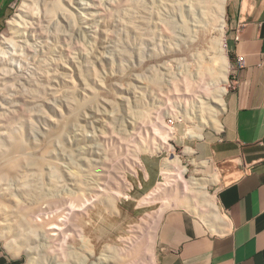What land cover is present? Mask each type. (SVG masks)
<instances>
[{
  "label": "rangeland",
  "instance_id": "obj_1",
  "mask_svg": "<svg viewBox=\"0 0 264 264\" xmlns=\"http://www.w3.org/2000/svg\"><path fill=\"white\" fill-rule=\"evenodd\" d=\"M45 1L50 4L53 0ZM215 3L216 0H62L61 8L50 15L31 10L21 13L22 0H17L9 20L17 16L21 23L17 22L15 30H10L8 23L0 30V144L8 146L11 139L6 120L10 111L19 115V110L24 109L26 113L22 118V143L32 157H38L35 144H46L45 140L56 133L48 141L53 167L43 169V187L37 189V194L56 199L55 204L75 205L59 219L83 228L84 250L97 256L102 253L108 264L122 248L126 264H157L156 231L166 212L185 210L202 220L209 214L196 199L189 201L194 194L184 189L179 178L161 173V164L174 154L186 170L182 180L208 178L214 173L221 180L220 171L208 156L204 157L210 146L205 140L211 139L216 130L199 122L202 115L208 117L210 113L199 108V101L212 98L223 86L227 89L229 82V0L222 5L224 24L214 10ZM203 4L210 7L208 14L204 15ZM5 38L11 39V44L3 48ZM218 40L228 62L225 85L206 76ZM201 73L204 79L198 77ZM22 93L37 97L35 104L26 105L16 98ZM188 130L202 139L190 138ZM188 148L192 154L186 153ZM8 157L13 159L10 154ZM144 160L159 164L160 175L156 174L152 181L144 180ZM191 161H206L207 166H195ZM3 163L0 158V243L23 264H29L31 258L37 259L36 264H54L46 258H53L56 250H52L56 248L49 247L50 254L42 255L46 245H54L44 235L48 233L45 226L32 223L25 231L16 227L15 211L29 208L33 200L22 188L24 179L29 178L33 184L38 179L33 167L27 170L26 178L21 164L6 175ZM90 165L94 176L87 174ZM50 171L57 174L55 185L48 180ZM94 178L95 185L88 182ZM231 178L226 173L220 185ZM73 182L79 183L78 190ZM218 186L209 184L208 192L213 195ZM98 188L103 193L95 190ZM106 197L113 198V207L108 199L103 201ZM79 204L94 210L81 213L75 210ZM77 214L79 218H75ZM74 237L78 244V236ZM133 237L144 248L152 241L136 260L126 247L129 240H135ZM78 248L73 249L70 258L79 257L82 263L84 251ZM61 256L60 264L74 262L66 259V254ZM40 258L43 261L39 263Z\"/></svg>",
  "mask_w": 264,
  "mask_h": 264
},
{
  "label": "crops",
  "instance_id": "obj_2",
  "mask_svg": "<svg viewBox=\"0 0 264 264\" xmlns=\"http://www.w3.org/2000/svg\"><path fill=\"white\" fill-rule=\"evenodd\" d=\"M16 2L0 0V30ZM227 22L228 88L204 157L221 180L226 173L232 178L219 180L212 195L219 220L209 223L185 210L162 216L157 264H264V0H229ZM143 166L145 181L160 175L159 164L144 160ZM0 264L23 262L0 243Z\"/></svg>",
  "mask_w": 264,
  "mask_h": 264
},
{
  "label": "bare ground",
  "instance_id": "obj_3",
  "mask_svg": "<svg viewBox=\"0 0 264 264\" xmlns=\"http://www.w3.org/2000/svg\"><path fill=\"white\" fill-rule=\"evenodd\" d=\"M61 2H62V0H53L50 4H48L45 0H22L21 13H22V11L26 13V11L31 10V11H34V12H36V11H41V12L44 11L47 14H50V15L52 14L53 15V12L56 9H59V7L61 8ZM212 2H214V1H212ZM223 2H224V0H216L215 7H214L215 9L214 10L216 11L217 16L222 18V22L224 24V19H223L224 11H223V7H222ZM207 8H210V7H208L207 4H203L202 10H203L204 15L208 14ZM63 14H64V12H63ZM16 19H17V16H15L14 19L12 18L11 20H9L7 22L9 24L8 27H9L10 30H15L16 29V26L18 25L17 22H19V24L21 23L20 19H19L20 21H17ZM22 19H23V17H22ZM9 44H11V39H9V38H7V39L5 38V40L1 43L3 48H6ZM214 45L215 46H214V51H213L214 54H213V57H212V60H213L212 61V65H211L210 68H206V70L208 69V71H207L208 75H206V76L207 77L208 76L209 77L212 76L214 81H218L219 83L225 85L226 82H227L226 74H227V70H228V65H227L228 62H227V58H226V53H225L224 48L221 46L220 40L215 41ZM2 52H4V51H2ZM198 75H199L198 77H201L202 79H204L206 77L205 75H202V73L198 74ZM225 91H226V88L223 86V87L219 88L217 91H215V94L213 92L214 95L212 96V98L205 97L206 100H200L199 101V103H200V107L199 108L200 109H208L210 111V113L208 114V117H204L202 115V117L199 120L200 123H202L203 125L209 126L211 128L218 129L219 122H220L219 121V117H220V115H221V113L223 111V107H224L223 94L225 93ZM32 93H30L29 95L25 94V93L18 94L16 96V98H21L20 101L22 103L26 104V105H32V104H35L34 101L37 100V97H34V95ZM36 96H38V95H36ZM0 97H2V93L1 92H0ZM205 103L207 105H205ZM24 104H22V105H24ZM22 108H23V106H22ZM19 111H21L19 115L15 114V112H13V111H10V113L6 114V115H8L6 117V120H9V124H10V128H9L10 131L8 132V137L11 138V139L9 141L8 146H7V144H5L7 147L0 144V156H1L0 158L2 159V162H4L3 163L4 164L3 168L6 170V175L10 174V173L12 174L13 170L16 167H18V165L21 164L22 168L24 169V170H22L23 174H24L23 175L24 177H26V178L28 177L27 170H29L31 168V166H32L33 167V171L35 173V177H37L38 179L34 181L35 182L34 184L30 183L28 181L29 178H27V180L24 179V181H23L24 182L23 183L24 187H22V188H24V194L27 197L33 198V200L30 202V204L27 205L29 208H27V207L24 208V209L20 208V210L18 209V211L17 210L15 211V214H16L15 218L17 220V221L15 220V222H17V225H18L16 227L19 228V226H21L23 230L25 228H27L26 230H29L32 223L35 224V225L45 226L44 230L46 229L48 233L45 234V232H44V235H45L46 238H50L51 239V243L50 244H54V245H49L48 243H46L49 246L47 247V245H46L45 249H43V250L41 249L42 250V255H43L44 252L46 254H50V253H48V250H51V249H49V247L56 248V249L52 250L54 252L56 250V253H54L55 256L53 258H50V259H49V257H48V259L46 258V260H51L52 259L53 261H55L54 264H60V262L62 261L61 260V258H62L61 255H64V254H66V256H65L66 259L70 260L71 259L70 256H72L73 252H74L73 249L78 248V247H80V250L82 251L81 253H83V251H84V255H85L83 257L82 263H80L79 257L77 258V260L79 261L78 264H88L87 262H90V264H97V263H99V264H103V263L104 264H108V263H106L107 261L104 259V257H103L104 255L102 253H99V255L97 256V255H95V253L93 254L91 251L84 250L85 246H86V244H85V240L86 239L84 240L82 238L83 236L85 237L84 234H83V236L81 234L83 231H85V230H82L83 228L75 227V225H72L73 224L72 222H71L72 224H70V222L68 223L69 220H66L65 218H64L66 220L65 222H64V219H59V218H62V217L65 216V214L67 213L66 212L67 210L71 212V210L74 209L75 205H73V204H55L56 199L48 198V197L45 199V198H43V197H41L40 195L37 194V189H40L41 186L43 185V182H42V176H43V173H44L43 169L47 167V169L49 171V170H52V167H53V163L54 162H52L51 157H50V147L48 145V143H49L48 141L50 140L49 138L54 136V135H56V133L54 135L52 133V135H50L47 138V140H45V141H47L46 144L44 142L42 143V144H45L43 147H41L42 144L40 143V141H39L40 145L35 144L34 148H36V155L38 157L35 158V157L30 156V154L26 152V150L24 148V145L22 143L23 142L22 135H24L22 127L25 125L24 124L25 120H23L22 118L24 117L23 114H26V113L24 112V109L19 110ZM3 117H4V115H3ZM45 118H48V117H45ZM31 124H33V123H31ZM187 135L190 138L202 139V136L200 134H197V133H195L192 130H188L187 131ZM186 153L192 154L193 151H192L191 148H188ZM8 154L12 155L13 159L9 158ZM191 163L194 164L195 166H202V167H206L207 166V162L206 161H201V162H198V163H195L194 161H191ZM92 169H93L92 166L89 167L87 169V174L94 176V170H92ZM185 172H186L185 167H183L180 164L178 158L174 154L170 155L169 159H167L166 161H164L161 164V173H164L168 177L175 176L176 178H179L182 181V183H184L183 184L184 185V189L185 188L189 189L190 190L189 192L192 191V194H194V195L191 198L188 196L189 197L188 198L189 201L192 200V199H196L198 204L200 206H202L203 209H205L209 213L208 215L204 216L205 219L209 223L212 222L213 220H219L220 218H219L218 210H217L218 207H216V204H215V201H214V197L208 192V188H207L209 184H212L213 182L217 183L219 181V175H217V174L213 175L212 174V175L208 176V178L207 177H205V178L203 177V178H200V179L192 177V178H190V180L185 181V180H182L183 175H184ZM48 173H49L48 174L49 182H51V184L55 185L56 181L58 179V178H56L57 174L56 173L54 174V172H52V171H50ZM88 179H90V177H88ZM95 181H96V178H94V181H88V182L94 184ZM78 184L79 183L75 184V182H73L72 185H73L75 190L76 189L78 190ZM91 188H94V187H91ZM47 190H48L47 194L49 195V193H50L49 189H47ZM95 190L100 191V192L102 191V193L104 191L101 188H98V189H95ZM75 192H74L73 196L76 194ZM93 195H95V194H93ZM105 199H108V202L110 201L112 203V204H110V206L113 207V198L106 197V198L103 199V201H105ZM187 200H185L184 202H186ZM53 201H54V203H53ZM60 202H61V199H60ZM64 202H66V200ZM191 203H193V202H191ZM101 205H102V203H101ZM105 205H104V207H105ZM63 206H66V207L61 209ZM91 207L86 208V204H79L76 207L75 210H79V212L84 213L86 209H89V208L93 209ZM106 207H108V206L106 205ZM58 209H60V210H58ZM110 211H112V210H110ZM113 211L115 212V209ZM192 211H195V208H193ZM67 215H69V214H67ZM71 215H73V214H71ZM202 215H203V213H202ZM202 215H201V217L204 218ZM75 216H76L75 218H79V217H77L78 214L75 215ZM110 216H112V215H110ZM34 220H36L39 224L34 223L33 222ZM81 230H82V232H81ZM150 234H152V233H150ZM74 236H76V238L78 236V238H79L78 244L75 243L77 241H76ZM137 237L136 238L133 237V238H135V240H132V239L129 240V242H128L129 246H126V247L129 248V250H131L130 251L131 252L130 253V257L132 259H134V260H136L137 258L139 259L140 252L145 250L148 247L149 243L152 242V241H150V242L148 241L149 243H146L145 244L146 248H144V246L140 243V240L137 241V239H138ZM125 238H127V237H125ZM151 238H152V236L150 237V239ZM127 239H129V238H127ZM79 241H80V243H79ZM91 242H92V240H91ZM81 247H83V248H81ZM117 249H119V248H117ZM123 249L124 248H122L121 250L119 249V254H118L117 258H114L111 261L110 264H126L125 260L122 259V253L125 252V250H123ZM106 252H108V251L106 250ZM35 259L31 258L29 260V264H36ZM101 259L105 260V261L100 262ZM77 260L73 259L72 261H74V262H71V263L72 264H77ZM41 261H43V260L40 258V260L38 262L40 263Z\"/></svg>",
  "mask_w": 264,
  "mask_h": 264
},
{
  "label": "built area",
  "instance_id": "obj_4",
  "mask_svg": "<svg viewBox=\"0 0 264 264\" xmlns=\"http://www.w3.org/2000/svg\"><path fill=\"white\" fill-rule=\"evenodd\" d=\"M236 32H237V30H236ZM237 36H238V35H236V33H235V36H234V39H235V40L238 39ZM237 61H238V63L241 65V64L243 63L242 57H238V58H237ZM171 121H172V120H171ZM170 123H171V122H170Z\"/></svg>",
  "mask_w": 264,
  "mask_h": 264
},
{
  "label": "clouds",
  "instance_id": "obj_5",
  "mask_svg": "<svg viewBox=\"0 0 264 264\" xmlns=\"http://www.w3.org/2000/svg\"><path fill=\"white\" fill-rule=\"evenodd\" d=\"M160 171V170H159Z\"/></svg>",
  "mask_w": 264,
  "mask_h": 264
}]
</instances>
